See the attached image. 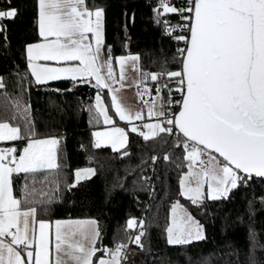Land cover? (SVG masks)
Listing matches in <instances>:
<instances>
[{
	"label": "snow or ice",
	"instance_id": "6c2138e0",
	"mask_svg": "<svg viewBox=\"0 0 264 264\" xmlns=\"http://www.w3.org/2000/svg\"><path fill=\"white\" fill-rule=\"evenodd\" d=\"M2 3L0 35L7 41L5 22L14 21L19 8L13 6L14 0ZM35 11L40 39L24 47L27 69L35 84L65 79L72 80L73 86L91 84L98 89L92 106L95 113L105 125H114L99 91L108 89L111 108L121 121L143 120L142 112L127 113L107 82H122L124 62L129 58L139 61V56L115 58L121 66L119 81L113 73L111 46H107L108 58L103 65L98 63L105 48L104 10L90 8L87 0H35ZM153 11L157 24L163 23L164 35L183 46L173 56L177 70H168L165 59L159 71H141L143 79L136 85L137 95L148 105V117H156L158 122L144 123L146 132L136 125L130 131L145 141L161 134L175 137V146L183 148V159L189 162L188 173L179 181V195L192 205H199L205 184L209 199L227 198L243 179L252 174L264 177V0H182L180 7L172 0H158ZM168 14H176L180 22L171 24ZM47 62H55V66ZM101 67L107 68L106 77ZM149 77L155 96L146 84L143 92L139 91ZM169 83L175 87L169 88ZM163 89L168 90L166 101ZM145 93L149 100L143 99ZM173 93H179L180 100H173ZM165 106L168 111L163 110ZM173 106H178L179 111H171ZM30 109V105L22 104L6 91L0 77V142L27 141L19 150L15 146L0 147V264H124L128 244L97 247L100 231L95 220L54 221V252L50 248L53 222L38 217L52 201L27 181L32 178L29 174L59 167L60 141L54 137L35 138ZM92 135L94 147L107 143L113 150L125 147L128 139L125 129L116 126ZM21 173L25 174L26 184L17 197L14 175ZM94 174L92 168L76 170L68 188H75ZM46 181L44 177L39 183ZM170 215L168 244L186 245L204 239L200 225L179 201L172 205ZM142 226L143 222L135 218L126 222L128 230ZM77 235L81 240L74 242ZM143 235L140 232L132 243L142 248ZM98 252L102 255L96 258Z\"/></svg>",
	"mask_w": 264,
	"mask_h": 264
},
{
	"label": "trees",
	"instance_id": "16d2710c",
	"mask_svg": "<svg viewBox=\"0 0 264 264\" xmlns=\"http://www.w3.org/2000/svg\"><path fill=\"white\" fill-rule=\"evenodd\" d=\"M87 3L90 8L104 10V57L108 58L107 46H111L113 61L125 53L136 54L141 81V71L157 72L165 59L168 70H177L173 56L176 45L182 42L164 35L163 23L157 24L153 9L158 0H87ZM172 3L180 7L182 0ZM13 6L19 8V15L14 21L5 22L7 41L0 35V77L9 94L31 106L35 138L55 136L60 141L59 167L29 174L32 178L27 183L42 190L45 198L52 201L38 218L94 219L100 231L97 247L128 244L124 264H264V179L245 178L227 198L213 200L204 196L196 206L179 195V181L187 161L183 159V148L175 146L174 136L161 134L145 141L138 133L127 131L123 148L94 147L92 131L103 125L92 107L98 89L87 83L73 86L70 79L35 84L24 55L25 45L40 39L35 0H14ZM167 19L171 24L180 22L176 14H168ZM143 83L155 93L150 77ZM164 83L162 79L160 84ZM174 87L169 83V88ZM99 91L115 123H122L110 108L106 90ZM163 96L166 101L167 89H163ZM172 99L180 100L179 93H173ZM164 110L168 111L167 106ZM177 110L178 106L171 109ZM25 142L14 141L10 145L19 150ZM166 155L168 160L164 159ZM85 167H92L95 174L69 189L74 171ZM44 177L47 181L39 183ZM25 184V174L14 175L17 197ZM175 200L186 206L201 224L203 240L186 245L168 244L166 227ZM130 218L142 221L143 226L128 230L126 222ZM140 231L144 233L142 248L132 243ZM101 255L98 252L96 258Z\"/></svg>",
	"mask_w": 264,
	"mask_h": 264
},
{
	"label": "rangeland",
	"instance_id": "374dc122",
	"mask_svg": "<svg viewBox=\"0 0 264 264\" xmlns=\"http://www.w3.org/2000/svg\"><path fill=\"white\" fill-rule=\"evenodd\" d=\"M131 56H137L136 54L134 53H125V54H122V55H119L117 57H131ZM116 64V70H113V73L115 75V72L119 74V76L121 75V66L119 64ZM102 70V69H101ZM123 75H124V80L122 82H120V85H119V90H117L116 88L113 87V81H107L108 83H110L112 85V88H113V94H115L117 96V99H118V102L126 109L127 113L129 114H132V115H135L136 112H142L143 113V116H144V119L143 120H140V121H132L131 123L127 122V121H121L119 119L118 116H116L118 118V120H120L122 123H115V117L113 116V114L110 112V109L103 97V95L101 94L102 96V99L104 101V104L105 106L109 109V115L113 118L114 120V125H105L104 122H103V118L101 117L102 119V126L101 127H98V128H95L93 132H96V131H105L113 126H116V127H120V128H123L125 129V132L127 134V131H130L131 127L133 125H136L138 128H140V130L142 131H147V129H143L142 125L144 123H155V122H158V118L156 117H152V118H149L148 115H147V108H148V105L147 104H144L141 102V100L139 99L138 95H137V92H136V85L138 82H140V77H139V67H138V61H134L132 59H127L125 62H124V65H123ZM106 77V76H105ZM93 82L95 83V80L93 79ZM121 84L123 85V87H121ZM141 85L143 86L141 92H143L144 90V86H145V83H141ZM147 85V84H146ZM148 87V86H147ZM106 90V93L108 95V98H109V103H110V108H111V96L109 95L108 93V89H105ZM97 94V93H96ZM153 96H155V93L153 94ZM96 97V95H95ZM95 97H94V104H95ZM144 100H149V96L147 95V93L144 94V97H143ZM156 101H157V108L158 110H160L159 106H160V98L157 97L156 98ZM112 109V108H111ZM164 110V109H163ZM112 111L114 112L115 114V111L112 109ZM116 115V114H115ZM159 119H162V118H159ZM94 139V137H93ZM101 146H109L112 148L111 144H102ZM113 149V148H112ZM120 149V148H119ZM213 156L217 157L218 160L220 161H223L221 158H219L215 153H212ZM188 161H187V164H186V170L183 172V174L181 175V177L183 175H186L189 171L188 169ZM213 163H215V161H213ZM85 168H92V167H85ZM84 169V168H83ZM240 174V173H239ZM241 175V174H240ZM179 192H180V185H179ZM203 192H204V196L208 197L207 196V184H205L204 188H203ZM203 196V197H204ZM178 200H175L172 204H171V207L174 203H176ZM187 211V207L184 206L181 202H179ZM171 207H170V210H171ZM170 210H169V222H168V225L166 227V229L170 226L171 224V215H170ZM189 212V211H188ZM190 213V212H189ZM191 214V213H190ZM192 215V214H191ZM193 217V216H192ZM194 218V217H193ZM194 220L196 222H198L196 220V218H194ZM199 224V223H198ZM201 229H202V232H203V235H204V230H203V227L201 226V224H199ZM166 238H167V231H166Z\"/></svg>",
	"mask_w": 264,
	"mask_h": 264
},
{
	"label": "crops",
	"instance_id": "0c3cea01",
	"mask_svg": "<svg viewBox=\"0 0 264 264\" xmlns=\"http://www.w3.org/2000/svg\"><path fill=\"white\" fill-rule=\"evenodd\" d=\"M32 43H34V42H32ZM106 59L107 58L104 57V55H102L100 57V60L98 61V63L101 64V65H103V62ZM47 63L52 64L53 66H55V62H47ZM75 63H78V62H75ZM101 69H102L101 70V74L104 75V76H106L107 68L106 67H101ZM113 70H116L115 60L113 61ZM114 76L116 78V81H119L120 76H119L118 72L117 73L115 72V75ZM92 84H94L93 80H92ZM119 85H120V82L119 83H116V82L113 83V87L116 88L117 90H119ZM46 138H52V137H46ZM54 138H57V137L54 136ZM36 139H45V138H36ZM12 142H14V141H12ZM12 142H0V147H10L11 146L10 144ZM26 143H27V141L19 149H22L26 145ZM18 155H19V151L17 152V156ZM79 169H83V168H79ZM76 170H78V169H76ZM75 171H74V173H75ZM74 180H75V176H74ZM62 220H73V221H76V220H84V221H87V220H94V219H62ZM54 221H56V220H54ZM54 221H51L53 223H52L51 229H50V241H51L50 248L53 250V252H54V245H55V240H54L55 224H54ZM77 240H81V237L79 235H77L76 237L73 238V241L74 242L77 241Z\"/></svg>",
	"mask_w": 264,
	"mask_h": 264
},
{
	"label": "water",
	"instance_id": "95a60500",
	"mask_svg": "<svg viewBox=\"0 0 264 264\" xmlns=\"http://www.w3.org/2000/svg\"><path fill=\"white\" fill-rule=\"evenodd\" d=\"M177 111H179V108H178V110ZM12 146H14V145H11L10 147H12ZM214 153V152H213ZM218 157H219V154L218 153H215ZM219 158H221L222 160H223V158L222 157H219ZM241 175H244L245 176V174L244 173H240ZM251 177H254V178H260V179H264V177H257V176H255V174H252V176Z\"/></svg>",
	"mask_w": 264,
	"mask_h": 264
},
{
	"label": "built area",
	"instance_id": "2783aa9c",
	"mask_svg": "<svg viewBox=\"0 0 264 264\" xmlns=\"http://www.w3.org/2000/svg\"><path fill=\"white\" fill-rule=\"evenodd\" d=\"M182 46H183V44H177L175 48H176V50H177V48H178V47H182ZM142 88H143V86H142V85H140L139 91H141V90H142ZM136 92H138V89H137V87H136ZM152 161H153V159H152ZM140 232H141V231H140ZM140 232H137V235H138Z\"/></svg>",
	"mask_w": 264,
	"mask_h": 264
}]
</instances>
